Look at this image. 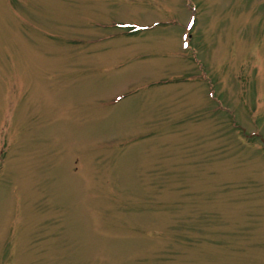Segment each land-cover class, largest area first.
Instances as JSON below:
<instances>
[{
	"label": "rangeland",
	"instance_id": "374dc122",
	"mask_svg": "<svg viewBox=\"0 0 264 264\" xmlns=\"http://www.w3.org/2000/svg\"><path fill=\"white\" fill-rule=\"evenodd\" d=\"M0 264H264V0H0Z\"/></svg>",
	"mask_w": 264,
	"mask_h": 264
}]
</instances>
